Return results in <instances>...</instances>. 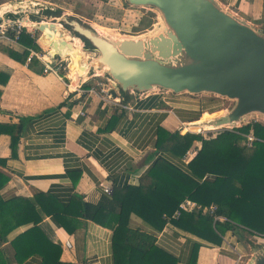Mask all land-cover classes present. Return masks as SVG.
Returning a JSON list of instances; mask_svg holds the SVG:
<instances>
[{
	"label": "crops",
	"instance_id": "1",
	"mask_svg": "<svg viewBox=\"0 0 264 264\" xmlns=\"http://www.w3.org/2000/svg\"><path fill=\"white\" fill-rule=\"evenodd\" d=\"M219 1L254 25L264 20V0ZM10 45L23 50L20 45ZM61 71L38 73L0 51V72L9 76L7 81L0 79V123L23 122L14 153L11 136L0 135V172L8 177L0 188V199L18 198V204L10 206L14 212L30 207L41 217L38 226L61 249L60 261L117 264L114 228L81 215L84 204L98 203L106 196L104 184L112 186L113 193L138 185L159 157L176 165L183 163L185 169L187 159L180 163L168 152L157 150L158 130L162 127L184 134L182 128L187 129L199 115L182 112L180 100L160 90L130 94L125 99L118 93L113 96L116 100L107 99L101 85L110 91L112 86L106 88L97 72L85 88L79 87V76L71 78ZM92 88L97 93L89 91ZM170 219L175 218H169L159 230L132 212L128 226L152 234L156 248L171 256L170 264H191L197 243L201 246L196 264H238L239 253H245L240 233L228 230L220 244H213ZM32 225V221L0 225L7 232L1 245L5 254H0L5 261L43 264V256L26 255L20 247L23 244L18 248L21 261L15 258L17 249L11 242ZM157 253L160 258L156 256L159 261L154 264H162L163 256ZM126 255L122 252L121 264H147L139 254L134 259Z\"/></svg>",
	"mask_w": 264,
	"mask_h": 264
},
{
	"label": "trees",
	"instance_id": "2",
	"mask_svg": "<svg viewBox=\"0 0 264 264\" xmlns=\"http://www.w3.org/2000/svg\"><path fill=\"white\" fill-rule=\"evenodd\" d=\"M152 22H144V27L147 28ZM19 43L28 48L40 49L36 39L28 33L20 35ZM85 43L86 47L93 48L88 40ZM0 51L21 63H26L29 55L28 49L20 51L1 42ZM28 67L42 73L44 64L33 58ZM8 78L7 74L0 72L1 80L7 81ZM83 86L89 88L90 83H84ZM121 96L125 99L128 93L121 92ZM190 123V128L187 129L195 132L182 134L180 130L170 132L161 127L156 141L158 151L168 152L171 158H176L180 163L193 143L199 141L201 147L185 165V169L182 167L183 163L176 165L164 157H159L138 185L121 188L112 195L106 194L98 203L84 204L81 215L110 224L114 228L117 264L123 262L121 254L124 251L129 254L130 259L139 254L143 258L141 260L147 264L158 263L159 259H155L156 256L160 258L156 254L158 251L163 256L162 264H170L171 256L156 248L155 237L129 227L128 219L135 212L161 230L169 221L165 215L171 216L186 199L202 206L216 204L217 209L213 215L204 214L202 211L183 210L179 218L170 220L213 244H220L228 230L240 233L249 229L252 235L264 236V123L253 121L233 129L226 128L210 138L198 133L199 129ZM22 129V121L0 123V135L11 136L13 153L18 146ZM249 134L256 138L252 146L247 145ZM7 181L8 177L0 172V188ZM15 199H0V225H15L26 221L33 223L11 242L17 249L15 258L21 261L18 248L23 244L20 247H24L26 255L41 254L43 264H71L60 261L61 249L48 241L41 232L38 226L41 217L32 208L25 207L20 213L14 212L10 206L18 204ZM216 216H221L222 219ZM6 233L0 229V254L3 255L5 249L1 245L6 241ZM200 246L199 243L195 244L191 264H196ZM172 260L175 262V259ZM0 264L10 262L0 256Z\"/></svg>",
	"mask_w": 264,
	"mask_h": 264
},
{
	"label": "water",
	"instance_id": "3",
	"mask_svg": "<svg viewBox=\"0 0 264 264\" xmlns=\"http://www.w3.org/2000/svg\"><path fill=\"white\" fill-rule=\"evenodd\" d=\"M128 1L158 9L163 17L162 27L155 33L143 34L144 38H122L77 18L70 21V15L32 24L28 16L21 15L42 6L32 0L8 2L0 17L12 12L16 20L35 27L40 31L41 44L44 30L55 31L56 24L79 38L81 50L88 54L87 72L97 71L99 77L107 75L105 82L112 86L114 96L121 92H127L129 97L160 90L211 92L235 99L231 110L205 120L204 125L215 128L239 127L251 112L264 116V28L224 8L219 0ZM86 40L93 48L86 47ZM55 45L69 46L62 38L56 39ZM48 55L58 64L68 59L51 51ZM86 75L79 76V87L92 78ZM247 264H264V246H253Z\"/></svg>",
	"mask_w": 264,
	"mask_h": 264
},
{
	"label": "rangeland",
	"instance_id": "4",
	"mask_svg": "<svg viewBox=\"0 0 264 264\" xmlns=\"http://www.w3.org/2000/svg\"><path fill=\"white\" fill-rule=\"evenodd\" d=\"M20 1H31V0H0V2L7 3V2H20ZM35 2H39L42 4L40 7H35L33 9H29L27 12L21 14L25 17L29 16L32 18L33 16H37L41 19L52 20L54 15H70L72 19H79L83 21L86 25L91 24L99 27L103 31H106L110 34H113L117 37H130V36H139L145 33H155L157 32L163 25V17L158 9L151 8L150 6H137L130 4L128 0H32ZM48 6L54 12L51 14L50 12H45V8ZM44 11V12H43ZM17 16V15H16ZM58 16V17H60ZM152 20L150 26L147 28L144 27V22ZM260 27L264 28V20L258 23ZM66 29L70 30L69 27L65 26ZM72 28H71V30ZM40 35V31L37 32ZM45 47V46H44ZM67 61V59H64ZM68 73L71 78L77 77L75 72L71 71L69 67V61L65 63V68L63 69V73ZM80 76V75H78ZM87 76V75H86ZM104 80L101 82L106 83L109 86V83L105 80L106 76H102ZM69 77H68V79ZM72 80V79H71ZM91 81L95 82V78ZM89 81V82H91ZM91 82V83H94ZM103 86V85H101ZM166 93V92H165ZM170 96L176 97L180 100L179 108L182 112H193L195 115H199L200 119H205L210 114H216L223 111V113L231 110L236 100L224 97L221 95H217L211 92H202L192 94L189 92L184 93H173L169 91L166 93ZM182 108V109H181ZM194 109H197L194 111ZM198 118L194 122L197 121ZM253 121H260L264 123V116L258 112H251L249 113L244 122L239 125L244 126L249 124ZM194 122L192 121L190 124L194 126ZM188 129L190 125H186ZM196 127V126H195ZM199 129L198 133L202 134L205 138L214 137L217 133L224 128L233 129V125L229 127H219V128H212L211 130H207L203 127H197ZM188 129L182 128L184 132H188ZM195 132V131H190ZM197 133V132H196ZM253 135V134H252ZM256 139V138H255ZM254 139V140H255ZM199 141H195L190 148V150L185 155L184 159L191 160L198 150L200 146ZM248 145V142H247ZM248 146H252L248 145ZM248 231V232H247ZM247 231H240L241 234V242L244 243L246 250L243 258L240 260L238 264H247L252 257V248L255 245L264 246V236L261 235H252Z\"/></svg>",
	"mask_w": 264,
	"mask_h": 264
},
{
	"label": "built area",
	"instance_id": "5",
	"mask_svg": "<svg viewBox=\"0 0 264 264\" xmlns=\"http://www.w3.org/2000/svg\"><path fill=\"white\" fill-rule=\"evenodd\" d=\"M8 3V2H7ZM5 4V3H3ZM3 4H0L3 5ZM14 15L12 12H5L1 17H0V42L3 43H9V44H16V45H20L23 50L24 49H28L29 50V55L26 59V63H30L32 61L33 58H37L39 59L43 64H44V69L43 72H59L61 71L62 68H65V63L68 61H62L61 63H55L52 58L48 55V50L45 49L44 47H41V43L39 42V37L40 35L37 34V32L39 30H37L35 27L32 26H28L26 24H24L23 22L16 20L17 17L12 16ZM32 23V22H31ZM34 24V23H32ZM22 33H28L31 35V37L35 38L37 43L40 44V49H33V48H28L26 46H23L19 43V38L20 35ZM47 56L49 58H47ZM103 85V84H102ZM92 92H95V89L92 88L91 90ZM102 93H104V96H106L107 99H115L113 98V93L112 91H110V89H105L102 86L101 89ZM97 93V92H95ZM248 145H251L252 142L255 139V136L252 134H249L248 136ZM103 191L105 194L107 195H112L113 194V187L110 185H103ZM217 206L216 204H211L210 206H202L198 203H196L195 201H192L190 199H186L184 200L179 208L177 210H175V212L171 215V216H166V218H179V216L181 215L182 211H202L204 214H210L213 215L214 212L216 211ZM216 218H221V216H216ZM244 255H242L241 253H239L238 255V259L237 262L239 263L240 260L243 258Z\"/></svg>",
	"mask_w": 264,
	"mask_h": 264
},
{
	"label": "bare ground",
	"instance_id": "6",
	"mask_svg": "<svg viewBox=\"0 0 264 264\" xmlns=\"http://www.w3.org/2000/svg\"><path fill=\"white\" fill-rule=\"evenodd\" d=\"M7 6H9L8 3H5L2 6V8H0V13L4 9H6ZM44 31H45V36L41 42L48 51H51L54 54L59 53L62 55V57L68 56L67 60L70 63V69L71 71L75 72L77 75H84L85 73H87L88 54L81 50V47H80L81 41L79 38L72 36L70 32L62 30L60 25L58 24H56L55 31L51 30L50 28H46ZM62 32H63V35L60 36ZM139 36L142 37L143 35L141 34ZM61 38L66 40L69 46L61 47V46L55 45V40L56 39L59 40ZM142 38H144V36ZM47 58L49 57L47 56ZM221 114H223V111L220 113H216V114H210L205 119L197 120L196 122H194L193 125L196 127H203L207 130H211L212 128H215V127L211 124L204 125L205 120H210L211 118H214Z\"/></svg>",
	"mask_w": 264,
	"mask_h": 264
},
{
	"label": "flooded vegetation",
	"instance_id": "7",
	"mask_svg": "<svg viewBox=\"0 0 264 264\" xmlns=\"http://www.w3.org/2000/svg\"><path fill=\"white\" fill-rule=\"evenodd\" d=\"M45 10L50 11L51 14L54 12L53 10H51L50 8H48V6H46ZM12 16L15 17V15H12ZM54 16L58 17V16H60V15H54ZM60 17H61V16H60ZM28 19H29L32 23H34V24H39V23H41V22L48 21V20H46V19H44V18L41 19V18H39V17H37V16H33L32 18H30V17L28 16ZM70 30H71V28H70ZM70 30H69V31H70ZM85 45H86V43H85ZM96 72H97V71H88V72H87V75H88V76H89V75H95ZM102 79H103V78H100V80H102Z\"/></svg>",
	"mask_w": 264,
	"mask_h": 264
}]
</instances>
